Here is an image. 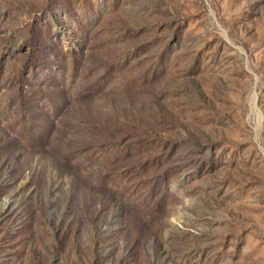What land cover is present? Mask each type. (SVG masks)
Masks as SVG:
<instances>
[{
  "label": "rangeland",
  "instance_id": "1",
  "mask_svg": "<svg viewBox=\"0 0 264 264\" xmlns=\"http://www.w3.org/2000/svg\"><path fill=\"white\" fill-rule=\"evenodd\" d=\"M0 264H264V0H0Z\"/></svg>",
  "mask_w": 264,
  "mask_h": 264
}]
</instances>
